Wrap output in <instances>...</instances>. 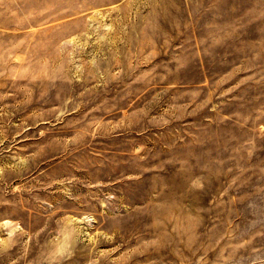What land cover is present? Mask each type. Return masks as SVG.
Returning <instances> with one entry per match:
<instances>
[{
    "label": "rangeland",
    "instance_id": "374dc122",
    "mask_svg": "<svg viewBox=\"0 0 264 264\" xmlns=\"http://www.w3.org/2000/svg\"><path fill=\"white\" fill-rule=\"evenodd\" d=\"M0 264H264V0H0Z\"/></svg>",
    "mask_w": 264,
    "mask_h": 264
}]
</instances>
